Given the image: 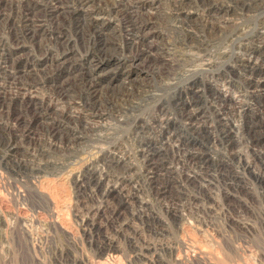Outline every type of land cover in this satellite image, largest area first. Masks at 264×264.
<instances>
[{
    "label": "rangeland",
    "instance_id": "374dc122",
    "mask_svg": "<svg viewBox=\"0 0 264 264\" xmlns=\"http://www.w3.org/2000/svg\"><path fill=\"white\" fill-rule=\"evenodd\" d=\"M89 1L74 15L75 0H0V53L7 57L0 64L16 62L24 79H42L35 99L52 106L48 112L33 108L15 95L18 88L0 81V264H264V91L249 93L236 58L203 72L190 69L183 56L195 51L197 24L217 4L157 0L142 6V0H130L150 21L143 45L152 50L150 58L130 65L120 64L118 47L127 38L121 16L99 23L90 14L94 5L115 0ZM216 3L224 9L226 29L252 28L264 39V0ZM53 6L59 9L52 15ZM179 10L192 12L189 28L178 21L185 16ZM224 37L206 33L214 42L209 50L222 49ZM91 68L102 73L95 93L82 80ZM61 85L71 86L73 97L98 95L100 111L73 113L69 98L56 94ZM218 96L228 101L230 114L215 111ZM194 109L193 126L187 111ZM167 142L182 159L167 151ZM139 147L167 151L166 164L182 185L179 213L167 212L173 202L142 193L130 211L144 218L122 213L104 229L114 246L103 253L102 238H93L83 221L91 190L81 191L76 180L119 150L141 178ZM184 154L202 155L205 162L185 165ZM147 214L159 220L162 234L148 228Z\"/></svg>",
    "mask_w": 264,
    "mask_h": 264
},
{
    "label": "bare ground",
    "instance_id": "6f19581e",
    "mask_svg": "<svg viewBox=\"0 0 264 264\" xmlns=\"http://www.w3.org/2000/svg\"><path fill=\"white\" fill-rule=\"evenodd\" d=\"M44 1L47 2L48 0H44ZM55 1L60 2L61 0H55ZM156 1L157 0H142L141 3H142V6H147L148 4H150L151 6ZM201 1L204 3L210 2L209 4L211 5L213 4H217V5H213L210 8V10H208V13L206 14L207 17L203 18L201 20V23L197 24L198 31H195V32L199 33V35H194V36L196 37V40L199 41V44L198 46H195L192 48L195 51L183 53L186 65L190 69H192V67L194 68L196 67V68L203 70L204 72V71L212 70V68L216 64L221 62L223 58H226V57L236 58L241 63V66L243 67L240 70V75L242 76V78H244L247 88L250 89L249 93L254 94L256 92H259L260 90L264 91V39L259 38L258 37L259 35H253L254 30L252 28H249L248 30L244 32L240 31V29L238 30L230 29L231 31H229L228 29L225 28L227 21L224 18V13H223L224 9H221L223 8L221 7L223 2L222 4L220 3L218 4L216 3L217 0H201ZM251 2L254 3L255 0H250V3ZM90 3L91 2L89 0H75V8L70 12L73 13L74 15H77L78 12L83 7H86V6L88 7ZM110 3L111 4H108V5H102V4L94 5L92 9L90 10V14L95 15L93 17V20L94 21L97 20L99 21V23L105 22V20H108L109 17L112 15L121 16L120 18L122 19V23L125 24L127 38H126L125 43L121 46L119 45L120 47H118L119 48L118 53L121 57L120 64H123L125 62L130 65L135 64V62H137V59H139L142 56L144 57L147 56L148 58H150L152 56V53H151L152 50H150V47L148 46L144 47L143 45L147 37V34H145L144 31L149 21V19L145 17L144 12L138 10L139 7H136L135 5L130 4V0H115L113 3L112 2ZM51 8L53 11L52 13L53 15L54 13L57 12V10L60 7L57 8L56 6H53ZM179 12H182V10L181 11L179 10ZM191 13L192 12H189V13L186 12V13L181 14V15H185L184 18H179L178 20L181 23V25L186 26L187 28L190 27L191 21L189 20V18H190ZM24 18L26 22L32 21L30 18V15L26 14ZM206 33L214 34V36L217 34L222 35L225 33V37L221 41L223 44L222 49H218L215 52L210 51L208 47L210 44H213L214 42H210L208 41V39L205 38ZM32 39L33 38H31V40ZM101 42H104L103 46H105L106 41L101 39ZM234 49H238L239 52H235ZM0 61H7V57H5L3 53H0ZM3 63L6 65L2 66ZM3 63L0 64V81H5V83H7L10 86V88H13V87L18 88L19 91H17L15 95L16 96L21 95L22 101L28 102L30 105L33 106V108L35 107L36 109H39L40 107H46V111L48 112V110L51 109L52 106L46 105L41 100L37 102V100L35 99L37 95L36 93L38 90V88L36 87V83L38 82L44 83V81L39 78L37 79L25 78L24 79L25 77L23 73L24 70L20 69V66H18L16 62H12V63L3 62ZM27 74L29 75L28 72ZM98 75L100 76L102 75V73H101V70L96 68V69H92L89 73H87L85 76L82 77L83 78L82 80H86L88 82V85H89L88 92L89 93H95V91L97 90L95 85L97 82ZM71 91H72L71 86L66 87V86L61 85L56 91V94L69 98V103L67 104L69 106V109H71L73 113H77V111L80 112V110H83L86 107L90 108L91 110L95 112L100 111L99 110L101 109L100 104L98 100L96 99L98 98V95H93V94L80 95L81 94L80 93L79 95H76L73 97L71 94L72 93ZM1 94L2 92H0V95ZM214 99H216L215 102H217L216 110H215L217 113L223 114L225 116L227 113L229 114L231 113L229 111L230 110L229 108L231 106L226 99L221 98L219 96L214 97ZM90 100H93L94 102ZM1 103H2V99L0 98V114H2L3 106H4V103L3 105ZM71 111L68 114L72 117H76V115H71L72 114ZM62 114L64 115L67 113L66 111H64ZM197 115L198 114H197L196 109L187 111V118H188L187 120L193 126L195 125L194 121L198 119ZM44 116L45 115L42 114V117ZM223 119H225L226 121V118H223ZM226 125H228V123H226ZM159 127L163 128L161 125ZM74 139H77V137ZM167 145H169V147L172 148V149L169 148L170 150H167V151L172 152L173 157L175 156V158L179 160L183 158V157L181 158V155L175 153L177 150H175L172 145L170 146L169 142H167ZM11 147H13V145H11ZM119 151L113 152L114 154L109 156L108 160L104 161L103 164H97V163L93 164L91 167L85 170L81 175H79V177L76 180L77 186L79 189H81V191L84 192L85 190H89V191L91 190V196H89L90 200L83 202V207H85L84 210L86 211L85 214L83 215V221L85 222V225L88 227V231L93 238L95 237L102 238V242L100 241V243L98 244V248L103 253L105 251L112 249L114 246L113 239L106 234L104 235V229L118 223L119 218L122 215V213H124L125 211L131 213V217H133L134 219L144 218V215H139L138 213H136L137 211L136 212L130 211L131 210L130 206L134 202L137 201V199L140 197L142 193L152 192L159 199H161V201L164 204L165 203L169 204L173 202L174 206L167 207V212H169L170 214L173 213L174 217H176L179 213L178 205L181 204L180 202H182V196H183L177 193L178 190H180L178 188H181L182 185L181 183L179 184L177 183V181H175L177 179H175L174 177V172H173L174 168L166 164L167 163L166 159L169 157V155L166 153L167 151H162V150H158V149L151 148V147H143V148L139 147V149L137 150L135 154L142 156L143 158L142 168L143 169L141 170L145 169L143 173L142 172L140 173L141 178L135 177L134 172L131 171L132 162L128 161L126 156L119 154ZM185 154H184V159L182 160L185 165H187L188 163L187 161H191V163L193 164L194 163L198 164L199 162H202V161L205 162V158L202 155L199 156L198 154H190L187 159ZM188 180L192 181L193 176L188 177ZM139 203L141 204V202ZM150 215L151 214H147L146 217H148V219L146 218L144 219L149 225L148 228H150L153 231V233L162 234L163 229L158 228L159 220H157L156 218L152 219V216ZM126 222L127 221H125L124 223Z\"/></svg>",
    "mask_w": 264,
    "mask_h": 264
},
{
    "label": "built area",
    "instance_id": "2783aa9c",
    "mask_svg": "<svg viewBox=\"0 0 264 264\" xmlns=\"http://www.w3.org/2000/svg\"><path fill=\"white\" fill-rule=\"evenodd\" d=\"M246 226V225H245ZM242 257H251V256H246V255H244V256H242Z\"/></svg>",
    "mask_w": 264,
    "mask_h": 264
}]
</instances>
